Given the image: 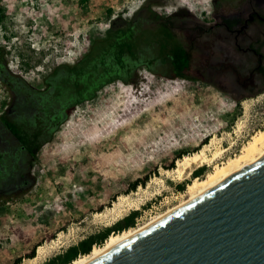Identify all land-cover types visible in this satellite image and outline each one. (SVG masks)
Here are the masks:
<instances>
[{"label":"rangeland","instance_id":"374dc122","mask_svg":"<svg viewBox=\"0 0 264 264\" xmlns=\"http://www.w3.org/2000/svg\"><path fill=\"white\" fill-rule=\"evenodd\" d=\"M220 6L215 0H0V47L9 71L43 90L52 70L81 59L116 17L131 20L142 8L204 15ZM153 68L156 74L140 67L129 83L114 81L69 109L51 140L28 157L33 185L0 196V264L20 257V264H43L133 210L140 212L136 227L156 219L191 197L195 178L239 156L264 129V90L246 77L191 80L170 77V66ZM7 93L0 80V112ZM203 149L204 165H178ZM200 167L204 174L194 177ZM145 176V185L131 189ZM39 246L47 251L41 261L34 259ZM34 248L35 257H26Z\"/></svg>","mask_w":264,"mask_h":264},{"label":"flooded vegetation","instance_id":"af4514ba","mask_svg":"<svg viewBox=\"0 0 264 264\" xmlns=\"http://www.w3.org/2000/svg\"><path fill=\"white\" fill-rule=\"evenodd\" d=\"M215 1L221 4L220 8L204 15L175 11L164 16L162 12L157 15L142 8L140 46L181 47L184 55L175 61L153 59L152 65L171 67L170 77L203 80L211 76L217 81L231 82L246 77L245 80L264 90V0ZM152 33H159V37H153ZM172 65L181 69L176 70ZM3 84L8 93L3 101L5 108L0 112V196L26 184L25 171L20 184L14 181L18 177L17 168H30L28 157L33 158L49 138L47 123L26 109L25 92ZM58 120L60 117L54 118L55 125ZM21 151L28 155L26 160H22Z\"/></svg>","mask_w":264,"mask_h":264},{"label":"water","instance_id":"95a60500","mask_svg":"<svg viewBox=\"0 0 264 264\" xmlns=\"http://www.w3.org/2000/svg\"><path fill=\"white\" fill-rule=\"evenodd\" d=\"M90 264H264V157Z\"/></svg>","mask_w":264,"mask_h":264},{"label":"trees","instance_id":"16d2710c","mask_svg":"<svg viewBox=\"0 0 264 264\" xmlns=\"http://www.w3.org/2000/svg\"><path fill=\"white\" fill-rule=\"evenodd\" d=\"M140 11L141 9L131 20L123 17H116L111 20L105 35L93 38L90 41L88 50L81 59L72 65L60 64L52 70L45 80L46 84L43 90L31 87L20 76L12 74L7 68L4 49L0 47V80L11 88H17L18 91L30 94L29 97L25 96L27 99L25 100V107L27 110L29 109L31 114L35 113L45 124L47 123L49 138L45 142L50 141L59 125L67 121L69 109L93 99L105 85L117 80L129 83L133 72L140 67H145L156 74L152 65L154 58H167L175 61L177 57L184 55L180 46H159L156 49L157 52L154 48L151 49V46H140ZM0 17L3 18L1 12ZM151 35L156 38L159 37V33H152ZM152 51L155 52V55L148 57V54ZM172 66L176 70L181 69L179 65ZM31 108L35 111H31ZM62 113L63 115L60 116ZM55 117H60L56 125L54 124ZM20 156L22 160H26L28 157L22 151ZM24 171L27 172L25 174H28L26 184L17 185L16 190L6 196L21 194L33 185L30 168L25 170L18 167V177L14 181L20 184V176ZM204 171L205 168L200 167L193 172V175L194 177H200L204 174ZM147 181L148 176L138 178L130 184V187L134 190L139 185H145ZM1 187L0 184V189ZM178 187L184 190L185 184H180ZM139 215L138 210L131 211L112 226L91 234L43 264H71L80 256L90 254L94 245L102 246L112 234L136 227ZM35 255L36 248L26 257L33 258ZM21 262L22 257L15 260L13 264H20Z\"/></svg>","mask_w":264,"mask_h":264},{"label":"bare ground","instance_id":"6f19581e","mask_svg":"<svg viewBox=\"0 0 264 264\" xmlns=\"http://www.w3.org/2000/svg\"><path fill=\"white\" fill-rule=\"evenodd\" d=\"M263 157L264 129H261L252 137L249 143L244 146L243 151L239 156L231 157L223 164H216L214 170L209 172L206 178H195L194 181L188 186L189 190L192 192V195L187 201L172 208L171 210H168L166 213L160 215L148 223H145L144 225L137 226L120 233L112 234L102 246H95L90 254L80 256L71 264H90L123 243L134 238L138 234L144 232L153 225L159 223L171 214L197 201L208 191L227 181L233 175L242 172L246 167L256 164ZM207 161L208 156L206 149H203L201 152L195 153L194 155L185 156L182 160H179L178 165L189 167L192 163H200V166H202ZM38 253L39 254L34 259L39 261L44 260L47 255V251L43 249V246H39Z\"/></svg>","mask_w":264,"mask_h":264},{"label":"built area","instance_id":"2783aa9c","mask_svg":"<svg viewBox=\"0 0 264 264\" xmlns=\"http://www.w3.org/2000/svg\"><path fill=\"white\" fill-rule=\"evenodd\" d=\"M2 41H4V37H2Z\"/></svg>","mask_w":264,"mask_h":264}]
</instances>
